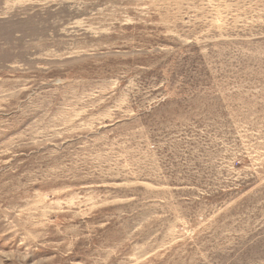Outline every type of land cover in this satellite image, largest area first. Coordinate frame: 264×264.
<instances>
[{"label": "rangeland", "instance_id": "obj_1", "mask_svg": "<svg viewBox=\"0 0 264 264\" xmlns=\"http://www.w3.org/2000/svg\"><path fill=\"white\" fill-rule=\"evenodd\" d=\"M0 264H264V0H0Z\"/></svg>", "mask_w": 264, "mask_h": 264}]
</instances>
